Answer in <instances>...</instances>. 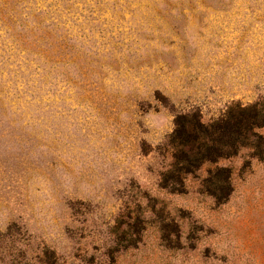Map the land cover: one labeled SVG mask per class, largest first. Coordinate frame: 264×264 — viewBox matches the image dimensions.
Wrapping results in <instances>:
<instances>
[{"label": "rangeland", "instance_id": "obj_1", "mask_svg": "<svg viewBox=\"0 0 264 264\" xmlns=\"http://www.w3.org/2000/svg\"><path fill=\"white\" fill-rule=\"evenodd\" d=\"M0 264H264V0H0Z\"/></svg>", "mask_w": 264, "mask_h": 264}, {"label": "trees", "instance_id": "obj_2", "mask_svg": "<svg viewBox=\"0 0 264 264\" xmlns=\"http://www.w3.org/2000/svg\"><path fill=\"white\" fill-rule=\"evenodd\" d=\"M253 117H241L218 124L219 136L225 138V143L223 145L220 144L218 146L219 148L215 147V141L208 138L207 132L209 124L202 117L198 118L194 123L182 124L181 127L175 129L173 136L181 137L183 140L181 144L182 148L179 149L180 155H182L184 161L188 162V165L184 169H190L195 162L201 165L204 156L202 158H196L194 161L192 159L195 153V147L197 146L203 148L206 154L213 153L215 149H221L224 151L223 153L235 151L238 147L237 145H240V139L243 137V129L246 128V123H250ZM212 139L214 140V138ZM173 157H176V155L173 154Z\"/></svg>", "mask_w": 264, "mask_h": 264}]
</instances>
